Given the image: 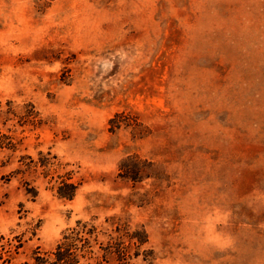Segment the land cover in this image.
Wrapping results in <instances>:
<instances>
[{
	"label": "rangeland",
	"instance_id": "rangeland-1",
	"mask_svg": "<svg viewBox=\"0 0 264 264\" xmlns=\"http://www.w3.org/2000/svg\"><path fill=\"white\" fill-rule=\"evenodd\" d=\"M0 134L3 264L110 216L122 264H264V0H0Z\"/></svg>",
	"mask_w": 264,
	"mask_h": 264
},
{
	"label": "trees",
	"instance_id": "trees-1",
	"mask_svg": "<svg viewBox=\"0 0 264 264\" xmlns=\"http://www.w3.org/2000/svg\"><path fill=\"white\" fill-rule=\"evenodd\" d=\"M146 163L152 164L135 154L128 155L119 162V175L138 181L143 176H148L142 167ZM61 183L57 187V195L66 199L73 198L78 184ZM105 221L109 223V230H103L91 220H77L74 226L61 234L51 250H33L32 264H109L112 259L116 261L115 264H122L130 258L131 246L138 249L147 242V234L143 228L131 231L127 221L115 216L107 217ZM100 234L106 236L105 243L98 240ZM20 244V238H5L0 235V264L8 262ZM81 259L84 262L80 263Z\"/></svg>",
	"mask_w": 264,
	"mask_h": 264
}]
</instances>
